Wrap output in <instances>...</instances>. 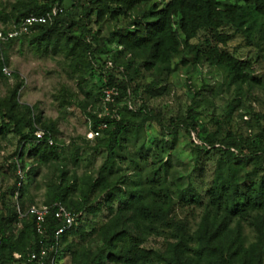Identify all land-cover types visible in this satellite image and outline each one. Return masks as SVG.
Masks as SVG:
<instances>
[{"label":"trees","instance_id":"1","mask_svg":"<svg viewBox=\"0 0 264 264\" xmlns=\"http://www.w3.org/2000/svg\"><path fill=\"white\" fill-rule=\"evenodd\" d=\"M72 1L70 9H80L76 21L71 18V12L64 9V0H13L0 7V21L6 25L1 34L28 15H46L54 6L62 8L51 21L34 25L29 33L0 41V79L8 78L1 69L8 65L6 49L15 40L30 37V44H34L35 49L43 43L44 48L52 46L55 51L57 39L64 37L69 54L77 50L81 55L92 56L94 48L86 35L94 33L87 27L94 16L95 21L101 22L99 26L106 17L126 19L125 24L116 26L102 40L115 41L125 50L143 51L149 60L145 63L147 70L160 65L166 76L174 68L170 66L173 57L179 55L175 66L189 63L216 66L223 74V81L218 86L234 87L236 96L232 102L239 100L247 89L264 88V79L254 75L249 61L220 47L239 35L256 47L258 57L264 63V0ZM75 27L80 29L79 35H72ZM200 31L204 33V46L191 43ZM98 73L92 88L84 90L90 103L84 101L81 104L90 130H96L101 123L106 124L94 137L97 143L90 145L91 150L104 153L98 174L79 184L76 176L71 182L65 181V171H61L59 180L52 184L44 200V204L60 202L79 213L77 223L55 242L54 232L61 222L52 214L47 216L45 232L41 236L36 233L31 216L26 215L20 221L18 213L8 209L7 217L0 220V264H37L27 258L30 252L39 250V239L46 246L56 243V251L48 253L44 264H50L52 256L53 264H60L67 254L72 256L71 264H264V126L259 123L255 133L245 136L230 130L221 134L217 130L209 132L197 123L199 113L196 108L210 102L209 97L198 90H193L191 105L185 115L170 118L165 123L161 113L145 102L137 109L134 107L135 98L140 97L137 85L132 86L125 79L116 80L112 74ZM89 76L94 75L90 73ZM11 77H17V74L11 72ZM156 84L152 81L145 86L144 93L148 98L164 93V88H158ZM108 86L118 89L113 104L101 99L102 88ZM18 88L19 84H16L7 95L0 97V137L12 133L18 139V151L14 153L17 159L10 163L11 166L17 168L22 164L24 153L40 165L60 160L65 147L57 140L55 122L43 120L34 106L19 103ZM106 106L110 114L115 111L119 117L103 114ZM229 108L225 118L227 123L232 103ZM153 122L159 127V136L170 138L168 148L164 146L167 150L174 147L180 132L193 137L192 143L198 141L193 144L195 166L199 164L201 153L204 157L210 153L217 155L207 187L201 190L191 179L186 184L167 180L172 170L170 158L154 161L151 173L141 178L142 168L135 159L136 153L132 155L128 150V144L135 143L142 128ZM38 130L43 132L41 139L35 136ZM49 137L52 144L48 143ZM82 140L89 143V139ZM80 146L74 145L73 161L82 157ZM138 147L142 156L143 143ZM125 160L133 163L136 176L121 177L123 174L118 173ZM30 172L34 173V169ZM22 189L21 186L18 189V198L22 196ZM79 189L80 194L72 199L71 195ZM0 200H3L2 195ZM177 207L197 209L198 221L190 226L187 220L176 216ZM20 209L23 210L22 203ZM102 209L106 211V219L99 227L100 245L93 253L84 250L78 254L73 236L78 234L83 239L90 231L93 233L94 227L87 233L82 221L87 215L98 216ZM242 221L254 231V241L248 247L244 245ZM18 222L23 226L15 233L13 224ZM150 236H162L163 248L141 247L143 240Z\"/></svg>","mask_w":264,"mask_h":264},{"label":"rangeland","instance_id":"2","mask_svg":"<svg viewBox=\"0 0 264 264\" xmlns=\"http://www.w3.org/2000/svg\"><path fill=\"white\" fill-rule=\"evenodd\" d=\"M12 1L0 0V7ZM73 2L64 0L63 7L71 12V18L76 21L80 9H70ZM99 23L101 22L95 21V17L92 16L87 26L94 32L86 35L94 48L92 56L88 55V57L81 55L77 50L69 54V46L64 37L57 39L58 48L55 51L52 50V46L44 48L43 43L39 49H35L34 44H30V37L9 43L6 49L7 68L15 72L17 77L0 79V97L7 95L14 85L19 84L17 91L19 103L34 106L43 120L55 122L57 140L64 145L65 149L60 154V160L51 162L49 165H40L24 153L22 164L13 168L10 163L17 159L14 153L18 151V139L12 133L0 137V195L3 198L0 200V220L7 217L8 209L17 213H25L31 206L44 204L50 187L59 180L58 176L61 171H65V181L71 182L76 176L79 184L86 178L97 176L104 153L90 149V145H95L97 141L88 137L89 120L81 104L84 101L90 103L91 100L86 97L84 90L92 88L99 77L98 72L112 74L116 80L130 81L132 86L137 85L140 88V97L135 98L134 107L137 109L142 102H145L148 107L161 113L165 123L170 118L183 117L191 105L193 90H198L201 95H206L210 99L208 104L196 108L199 113L197 123L203 125L209 132L217 130L221 134L223 131L230 130L237 135L245 136L252 132L255 133L259 123L264 126L262 116L264 114V88L247 89L239 100L232 102L233 96H236L234 87L218 86L223 81V74L216 66L211 67L206 63L175 66V63L179 61V55L173 57L170 66L174 68L166 76L164 67L160 65L147 70L145 63L149 60L146 53L140 50H125L115 41L102 40L116 26L125 24V18L112 20L106 17L101 26ZM5 26L0 21V32ZM79 31L80 29L73 28L72 35H79ZM203 35V32H198L191 43H201V46H204ZM220 47L235 57L249 61L254 68V75L264 79V63L259 59L256 47L248 44L246 39L235 35ZM90 73L94 76L90 77ZM152 81L157 83L156 87L164 88V93L148 98L144 93V88ZM229 103H232L233 109L229 113V123H227L225 118L227 111L230 110ZM97 104L100 107V103L97 102ZM87 137L89 138L88 144L82 140V138L88 140ZM192 139L193 137L180 132L174 147L167 150L164 146L168 148L171 140L167 136H159V127L153 122L142 128L136 142L128 144V150L132 155L136 153L135 159L142 168L141 178L151 173L154 161L159 160L160 162L170 158L172 170L167 180H178L186 184L187 180L191 179L195 186L202 190L211 180L213 159L217 155L210 153L204 157L201 153L199 164L195 166L193 144L198 141L195 140L192 143ZM139 143L144 145L142 156H140ZM74 145H82L79 151L82 157L79 155L81 159L76 161H73ZM83 148L85 150H82ZM162 148H165V151L161 152ZM31 168L34 169V173L30 172ZM136 171L133 163L125 160L118 173L123 174L121 177H133ZM173 177L176 179H172ZM20 186L23 188L22 196L18 198ZM79 194L80 189L75 190L71 195L72 199ZM21 203L23 210L20 209ZM105 213L106 211L102 209L98 216L87 215L83 219L82 223L87 233L93 227L94 229L93 233L90 231L83 239L78 234L73 236L74 249L78 254L84 250L93 253L97 245H100L99 227L106 219L104 218ZM174 213L178 218L187 220L190 226L198 221L197 209L177 207ZM23 217L19 218L20 221ZM241 224L244 245L248 247L254 241V231L247 225V222L242 221ZM22 226L21 222L13 224L12 230L17 233ZM163 245L162 236H150L143 240L141 247L162 249ZM71 257L70 254L64 255L60 264H71Z\"/></svg>","mask_w":264,"mask_h":264},{"label":"built area","instance_id":"3","mask_svg":"<svg viewBox=\"0 0 264 264\" xmlns=\"http://www.w3.org/2000/svg\"><path fill=\"white\" fill-rule=\"evenodd\" d=\"M61 12H62V8L54 6L51 8L50 13H47L46 15H34V14L28 15L24 17L21 22L17 24H13L5 34L0 33V41H6L9 39L18 37L22 34L29 33V31L34 25H38V24L51 21L52 18L56 17ZM1 71L6 77L8 78L11 77L12 71H10L6 66H3ZM101 92H102L101 99L103 100L104 103L113 104L115 102V98L118 95V89L114 86L103 87ZM109 111H110L109 108L106 106L104 108L103 114L109 115L110 114ZM110 115L114 118L119 117L115 111H113V113ZM105 127H106V124L101 123L96 128V130H89L88 137L94 138L98 136L101 130L104 129ZM42 135H43V132L41 130H38L35 132V136L37 139H41ZM48 143L49 144L53 143L50 137L48 138ZM49 214H52L55 219H58L61 222L60 226L54 232L55 242L58 241L57 238H59L60 235L65 230L69 229L70 227H72L73 225L77 223V219L79 217V213H75L67 209L60 202H54L48 205L42 204L40 206H31L27 209L25 213L19 212L18 218H21L26 215L31 216L33 218L34 229L36 233L43 236L45 232L46 219ZM55 242H52L48 246H46L43 240L39 239L38 241L39 250L30 252L28 254L27 260L34 261L37 264H44V259L46 258L48 253L56 251ZM15 257H18V255L15 254ZM53 259H54V256L51 257L50 264H53Z\"/></svg>","mask_w":264,"mask_h":264}]
</instances>
